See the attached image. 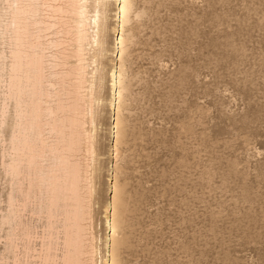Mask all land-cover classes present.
<instances>
[{
  "label": "rangeland",
  "instance_id": "374dc122",
  "mask_svg": "<svg viewBox=\"0 0 264 264\" xmlns=\"http://www.w3.org/2000/svg\"><path fill=\"white\" fill-rule=\"evenodd\" d=\"M133 4L114 150L112 2L103 51L85 42L95 264L108 254L112 163L125 207L117 264H264V0Z\"/></svg>",
  "mask_w": 264,
  "mask_h": 264
},
{
  "label": "bare ground",
  "instance_id": "6f19581e",
  "mask_svg": "<svg viewBox=\"0 0 264 264\" xmlns=\"http://www.w3.org/2000/svg\"><path fill=\"white\" fill-rule=\"evenodd\" d=\"M111 2L114 150L123 134L122 60L133 0H0V264H95L84 49L90 41L103 51ZM115 166L105 207V264H117L124 243Z\"/></svg>",
  "mask_w": 264,
  "mask_h": 264
}]
</instances>
